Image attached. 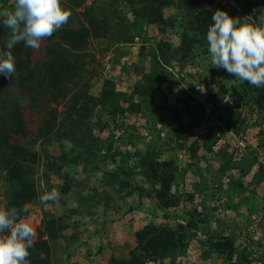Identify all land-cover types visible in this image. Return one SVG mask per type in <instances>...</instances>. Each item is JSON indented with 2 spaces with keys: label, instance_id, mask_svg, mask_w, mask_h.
<instances>
[{
  "label": "trees",
  "instance_id": "16d2710c",
  "mask_svg": "<svg viewBox=\"0 0 264 264\" xmlns=\"http://www.w3.org/2000/svg\"><path fill=\"white\" fill-rule=\"evenodd\" d=\"M65 1L75 8L82 6L81 0ZM119 1L109 0L108 5L100 7L94 6V3L85 6L81 11L82 20L78 21L76 26L65 25L52 37L43 40V59L37 62L32 60V48L26 47L23 42L13 47L12 55L15 58L16 74L10 78L0 74V187H2L1 195L4 201L3 210L12 207L22 210L27 204L34 203L39 194L31 174L32 165L43 155L29 150L20 143L26 135L18 108L19 99L24 94H27V98L32 100L38 94H46L49 101L55 105V107L46 109V117L36 128L35 136L45 140L46 144L56 142L58 145L60 153L58 157L44 154L46 164L43 179L47 188L50 187L48 179L51 175L63 179L62 184L58 186L61 193L60 201L64 202L67 196L75 195L76 197L78 195L77 191H73L74 183L68 176L70 167L75 165H81L86 176H89L92 170L102 171V181L110 186L113 192L111 196H109V192H96V195L93 196V206L94 204L101 205L103 213L122 209L126 205V198L132 196L133 191L136 190L138 195L142 193L139 187L134 188L135 190H128L127 182L118 178L119 174L128 175L129 169L125 166L124 153L115 149L111 150L114 143L112 135L108 136L105 141L106 151L109 155L103 154L99 159L97 154L100 153V147L93 150L100 141L92 136V128L100 125L97 121L101 113L122 115L125 108L123 109L119 105L120 100L128 104L127 112H138V106L135 108L132 103L117 93L113 84L108 80L103 82L97 96L89 94L84 78L85 73H88L85 64L90 57L87 47L90 39L107 40L113 44H132L135 37L141 36V26L144 24L157 23L160 25V31L163 32L167 24L175 26V24L179 25L184 22L185 28L181 29L178 34V45L173 46L162 41L154 43L149 52V69L147 72L138 73L141 79L134 90V93L141 99L156 94L158 98L164 99L169 104L160 84L162 82L174 83V74L169 70L173 67L172 62H176L179 68L177 71H182L184 66L192 67L194 65L197 55L209 54L206 33L212 23L211 17L216 10L226 11L229 16L239 18L241 23L254 24L257 21L259 25V17L264 16V0H142L143 4L138 10L133 7V2L128 0L132 17H136L130 22L127 14L115 6ZM63 2L64 0H61L64 9H71L65 8ZM164 7L177 9V15L181 20H164L162 16ZM9 37L10 30L0 25V49L5 48ZM143 49L141 46L140 52ZM212 69L218 71V74L213 71L215 74L211 76L212 79L216 77L215 81L229 80V74L226 71L215 67ZM202 77L204 76L197 74L196 83L198 85L203 83L204 86L209 87L208 81H201ZM246 85H248L249 92L246 95V101L251 104L250 108L254 106L260 112L264 111V87L257 88L248 83H245L243 87ZM183 88L188 90V98L191 99V102L197 104L196 106L191 104L190 107L184 109V114L189 119L192 118L191 121L185 122L180 120L181 112L179 110L166 105L169 115L178 124L175 129L169 128L174 132V138L178 142H184L192 135L193 123L196 129L206 127L203 113L197 109L198 107L201 109V104L194 98L196 97L195 92L198 94L199 90L193 92L194 85L191 86V84H187ZM167 89L170 90V86ZM224 91L225 86L219 84L217 92L210 93L209 98L216 99L219 94L223 96ZM59 104L63 105V110H57L56 106ZM96 107L99 110L94 112ZM210 111L214 114L215 107L213 106ZM91 119L95 121L92 122ZM157 119L162 121L161 118L157 117ZM105 126L106 124H101L99 129H103ZM63 140L69 143L68 151L63 149L65 146L62 144ZM215 141L214 135L206 133L201 137V147L208 153ZM198 146L199 144L196 142L189 146L191 153H196ZM222 151L216 156L220 162L221 159L223 161L222 165L219 162L217 168L219 172L214 174L213 182L220 181L225 169H233L234 166L247 173L251 168L253 169L254 165H257V171L253 172L250 184L253 188L251 191L247 190L249 192L247 195H241L242 188L240 191L236 190L237 187H242V178L230 183L232 191L235 190L234 194L227 195L224 205L220 204L219 206L221 210L225 211L223 218L227 220L221 221V218L216 217L217 224L223 223L221 228L214 232L210 231L207 225L209 217L207 213H215V209L201 202L203 213L197 212L194 208L191 213L187 212L188 218L185 222H177L174 227L167 223L158 224L151 220L134 230L132 236L134 245L125 244L123 247L126 249V254L120 253L114 256L112 253L106 264H146L160 262L164 259H168L172 264L177 256L185 254L190 239L197 233L204 234L202 242L199 240L201 259L206 260L212 256L214 260L218 261L217 264H250L249 252L246 249H238L235 239L240 234L242 227L240 222L244 223L243 227L248 225L247 216L239 213L240 209L244 208L245 215L253 211L264 212V195L254 189L264 183V163L256 162L255 158L251 157L241 158L236 164H231V156H227ZM117 156L121 157L122 163H118L110 171L101 170L100 166H96L98 161L105 162L107 158H111L110 160H113L115 164L114 158ZM147 169L152 186L151 191H148L150 193L148 197H150L153 207L162 211L177 208L181 203L183 193L178 189L173 192L172 188L178 187L179 181L183 178L182 172L174 169L172 162L167 160L150 161L147 163ZM47 191H51V189ZM119 201L122 205L118 204ZM24 214L25 212L21 211L20 218H23ZM195 216L200 217V220H194ZM67 228L68 225L63 217L56 216L51 212H43L40 227L35 230L34 247L30 249V264H53L50 258L51 246L55 245L58 239H63L67 243L70 241L71 244L73 240H76V235H73L72 239L66 236L64 231ZM69 246L67 245V247ZM257 248H261L259 242ZM40 252L44 253L45 259L39 258ZM262 252L264 254V245ZM262 256L261 254L257 259L261 260Z\"/></svg>",
  "mask_w": 264,
  "mask_h": 264
},
{
  "label": "rangeland",
  "instance_id": "374dc122",
  "mask_svg": "<svg viewBox=\"0 0 264 264\" xmlns=\"http://www.w3.org/2000/svg\"><path fill=\"white\" fill-rule=\"evenodd\" d=\"M109 0H81L82 6L75 8L64 0L65 8H71L68 11L71 13L67 26H76L78 21L82 20L81 11L85 6H106ZM133 2L135 9L141 8L142 0H130ZM118 10H123L127 14L130 22L136 19L132 17L129 9L130 3L128 0H120L115 5ZM11 7V0H0V8ZM164 20L173 19L180 21L181 18L177 15V9L174 7H164L162 10ZM183 21V18H182ZM253 25H258L255 21ZM160 25L157 23H149L141 26V36L135 37L132 44H113L107 40H89L88 49L90 53L89 61L85 68L88 73H85L84 81L87 82V89L90 95L97 96L102 88L105 80L113 84L114 90L128 100L134 107L138 106V112H127L128 104L120 100L119 105L125 108L122 115H107L101 113L99 124H106L103 129L99 126L92 128V136L98 139L100 144L94 146L100 147V153L97 158H101L103 154L109 155L106 151V139L112 135L111 150L124 153V161L126 168L128 167V175L119 174L118 178L127 182L128 190L140 189L141 194H137L136 190L132 192V196H128L125 201V206L117 211H102L101 205L93 206V196L97 193L109 192V196L113 194L110 186L104 184L101 177L102 171H90V175L86 176L81 165H75L69 169V179H72L73 191H77L75 197L67 196L65 201H49L47 204H42L39 196L52 190L58 189L62 184L63 179L55 175L49 177L50 187H46L44 183L45 158L44 154L51 157H58L59 149L56 142L46 144L42 138H36L35 130L40 125L41 120L46 117V109L55 107L49 101L46 94H38L32 100L24 94L19 99L18 108L23 120V128L25 137L21 140L29 150L38 152L40 156L34 163L31 177L38 187L39 194L34 203L26 205L27 211L23 216V220L31 224L35 230H38L41 223L42 213L51 212L56 216H61L66 221L68 228L64 231L66 236L72 239L76 235V240L72 244L65 242L63 239H58L55 245L51 246L50 258L53 264H106L109 257L112 255L126 254L125 244L133 246V231L140 228L147 222L154 220L158 224L167 223L174 227L177 222H185L188 218V213L192 209L203 213L202 203L215 209V213H207L210 231L214 232L223 226L217 224L216 217L224 221L223 216L225 211L220 209V204L224 205L227 195L234 194L231 189V182L241 179L242 187H237V191L242 188L241 195H247L249 190H252L251 181L253 172L257 170V165H254L247 173L240 171L236 166L233 169H225L220 181L215 180L214 174L218 173L219 162L216 159L217 154L224 152L227 156H231V164H236L241 158L254 157L256 162L264 163V137L261 126L264 123V111L260 112L254 106L250 108V103L246 101V95L249 93L245 83H239L234 77L229 75V80L211 78L215 74L211 66L210 54H200L195 57L194 65L184 66L182 71H177L176 62H172L171 72L174 74V83L168 84L162 82L160 84L162 92L166 94L169 104L160 99L156 94L149 98L141 99L134 93L135 86L139 84L140 75L138 73L147 72L149 69V52L155 42H168L173 46L178 45V34L181 29L185 28L184 22L179 25H166L164 31H160ZM44 41L41 42V47L36 50L32 49V60L37 62L43 59ZM143 46L142 52L140 48ZM199 52V51H198ZM222 69V68H221ZM224 70V69H222ZM225 71V70H224ZM197 74H201V81H208V86L203 83H196ZM177 75V76H176ZM216 76V75H215ZM217 79H219L217 77ZM220 82V83H219ZM187 84L194 85L193 92L199 90V93L194 97L196 102L201 104L203 120L206 124L205 128L196 129L193 123V133L184 142H178L174 138V132L169 128L175 129L177 122L169 115V108L179 110L181 114L180 120L191 121L184 114V109L187 107L196 106L197 103H192L188 98ZM197 84V85H195ZM222 84L225 86L223 96L218 95L216 99H210V93L217 92V86ZM170 86V90H168ZM210 90V91H209ZM190 92H192L190 90ZM209 92V93H208ZM208 93V94H207ZM206 94V95H204ZM18 97V96H17ZM62 104L57 105V110H63ZM157 106V107H156ZM215 107L216 112L211 113L210 109ZM99 108L96 107L95 111ZM212 116V119H210ZM161 118L162 121H158ZM94 122V119H91ZM160 122V123H159ZM205 130V131H204ZM206 133L214 135L216 141L213 143L211 150L207 153L201 147V137ZM158 134V137H156ZM194 142L199 146L196 148V153H191L189 146ZM32 144V146H30ZM64 150H69V143L62 141ZM86 157V156H85ZM98 159V160H99ZM111 158H107L105 162H97L96 166H100L101 170H112L118 163H122L121 157L114 158L115 164ZM162 160L171 161L174 169L182 172V180L179 181L178 187H173L182 194L180 205L177 208L168 211H162L153 207L152 201L148 195L151 191V179L147 169V163L150 161L159 162ZM127 161V162H126ZM222 159L220 164L222 165ZM195 162V163H194ZM92 163V162H91ZM113 163V164H112ZM127 163V164H126ZM197 163V164H196ZM114 169V168H113ZM258 187V188H257ZM245 188V189H244ZM95 189V190H93ZM258 193L264 195V183L254 187ZM248 190V191H247ZM2 187H0V210H3L4 201L1 195ZM80 195V196H79ZM84 197V198H83ZM76 198V199H75ZM79 198H83L78 200ZM237 202V199H235ZM207 203V204H206ZM118 204L122 205L119 201ZM188 212V213H187ZM239 213L245 215L244 208L240 209ZM200 217L195 216L194 220L198 221ZM240 234L235 239V245L238 249H246L249 252L250 264H264V254L262 246L264 245V225L260 228L251 227L250 224L243 227ZM7 233H5L6 235ZM204 234L197 235L190 239V243L183 256H177L172 264H217L212 256L206 260L201 259V250L199 240L204 239ZM261 248H257V243ZM263 244V245H262ZM67 245H70L67 247ZM262 256L261 260L257 257ZM146 264H171L168 259L160 262H148Z\"/></svg>",
  "mask_w": 264,
  "mask_h": 264
},
{
  "label": "clouds",
  "instance_id": "9594fccd",
  "mask_svg": "<svg viewBox=\"0 0 264 264\" xmlns=\"http://www.w3.org/2000/svg\"><path fill=\"white\" fill-rule=\"evenodd\" d=\"M70 16L61 0H11V7L0 8V25L10 30L5 48L0 49V74L6 78L15 76L12 55L15 45L23 42L26 47L38 50L43 40L67 24ZM211 20L206 33L211 66L224 69L239 83L264 87V16L259 17V25H253L241 23L226 11L216 10ZM59 199L61 193L56 188L39 196L42 204ZM21 211L27 209L0 210V264H30L36 231L20 218ZM246 216L248 224L254 228H260L264 221L262 211ZM39 258H46L43 252L39 253Z\"/></svg>",
  "mask_w": 264,
  "mask_h": 264
},
{
  "label": "built area",
  "instance_id": "2783aa9c",
  "mask_svg": "<svg viewBox=\"0 0 264 264\" xmlns=\"http://www.w3.org/2000/svg\"><path fill=\"white\" fill-rule=\"evenodd\" d=\"M262 125H263L262 129H263V131H264V124H262Z\"/></svg>",
  "mask_w": 264,
  "mask_h": 264
}]
</instances>
